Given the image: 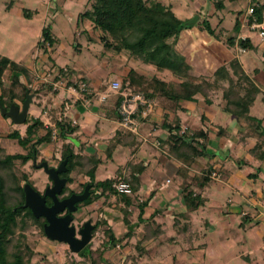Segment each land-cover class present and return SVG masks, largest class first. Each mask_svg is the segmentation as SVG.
Returning <instances> with one entry per match:
<instances>
[{
  "label": "crops",
  "instance_id": "0c3cea01",
  "mask_svg": "<svg viewBox=\"0 0 264 264\" xmlns=\"http://www.w3.org/2000/svg\"><path fill=\"white\" fill-rule=\"evenodd\" d=\"M73 1L85 6L82 13L89 9L88 0ZM49 2L51 5L54 3L53 0ZM218 2L223 4L222 8H218ZM252 2L253 0H212L208 8L203 5L197 6L196 12L187 19L175 13L182 20L189 22L195 16L199 19L196 24L189 25L190 28L170 40L175 51L189 65L188 79L193 82L206 80L213 83L214 74L219 69L228 67L233 60L239 62L259 91L246 117H239L227 111L222 88L210 90L205 96L197 94L191 100L173 102L161 95V90H155L153 80L158 78L166 83L177 81L174 74L169 71H157L156 67L140 61L134 63L131 60L126 66L118 57L125 53H117L113 49L106 51L104 47L98 55L99 62L91 66L80 60L76 61V66L60 64L62 53L55 47L59 38L55 37L53 31L56 42L52 48H48L41 57L38 56L36 59L34 57L25 64L16 62L28 70L29 77L19 75L18 83L14 87L17 94L14 104L21 106L24 103L22 102L24 88H30L32 91L35 89L28 117L39 119L43 123V127L38 131L40 137L52 130L51 142L38 148L40 154L49 147L55 150L56 139L54 141L53 137L56 138L57 135L59 137L62 132L58 122H66L74 131L67 133L66 139L59 137L61 142L58 146L62 152L64 145H70L76 155L85 158L84 161L92 157L99 160L94 174L95 182L122 180L120 182L130 184L137 180L139 184L138 191L132 193L130 197L121 196L125 194L118 193L114 186L119 195L104 196L90 206H85L89 209L94 223L106 221V224L97 230H102L105 235L104 245L102 244L104 249L102 264L210 263L206 257L212 260L221 255L222 251L220 252V249L209 251L206 242L197 245H192V242L203 240L207 236V231L204 230L203 233L198 227H207L209 224L207 216L210 217L212 211L218 215L220 213V224H223L226 231L233 232L235 239L242 237L246 242L245 237L246 239L248 237L250 242L253 241L251 239L261 241L264 262V157L260 159L258 155L262 150H257L259 145L264 144V135H261L262 132L264 134V42L246 23V12L252 7ZM261 3L264 4V0H261ZM20 6L24 8L22 3ZM168 6L174 11L172 4ZM82 13L78 15V20ZM69 16L73 18L72 14ZM204 20L209 21L214 35H209L202 28L200 23ZM233 20V28L226 27L227 23L231 24ZM84 22L89 23V26L84 30L78 28L77 35L80 38L85 37L82 42L75 40V48L78 51L86 48L90 50L89 48L96 43L99 33L92 30L93 25L89 21H82ZM246 39L250 42L246 43L247 47H242L240 42ZM98 40L101 42L100 37ZM229 40H232V43H229ZM120 66H124L123 71ZM132 70L144 78L141 88H146L149 95H154L153 98L145 95L153 104V108L147 118L141 117L139 135L124 131L119 124L117 109L121 103L118 104L120 95L112 94L105 103H101L97 95V92L105 90L104 87L109 82L128 81ZM230 75L233 77L232 71ZM3 82L5 84L4 87H0V96L6 100L12 81L4 77ZM81 82H85L90 91L81 94L71 93L69 87ZM45 83L58 87L53 90L49 87L47 90L43 88ZM220 85L227 87L229 83L224 81ZM141 88L135 85L124 90L136 93ZM55 105H61L62 109L56 118L58 120L53 122L49 112L56 109ZM0 116V133L5 130L6 134L17 131L22 136L25 135L28 126L16 125L10 118L3 116L1 106ZM6 120L13 123L10 125ZM177 125L181 132L188 130L192 135L200 132L205 135L199 142L206 147V155L198 157L191 166L178 161L169 153L167 139L171 132L170 127L175 128ZM20 126H25L24 132ZM43 128L50 131H43ZM114 142L118 144L110 157L107 152L111 151ZM156 142L160 143V147H156ZM20 148L24 151V148L21 146ZM40 157L41 155L38 158ZM61 159L57 166L60 165ZM37 161L38 159L29 162ZM85 165V170L88 171L91 164L88 162ZM139 166H143V169L137 173L140 170ZM43 171L42 178L48 181L49 177ZM207 171H211L210 175ZM30 173L34 179L42 175L36 170ZM25 174L28 175L27 172ZM73 174L75 172H72L70 177L74 180ZM83 176L85 179L81 181L82 186L91 184L93 187L94 184L89 183L90 177L86 173H83ZM207 176L209 179H204ZM67 184H73V181ZM34 186L39 191L37 184ZM187 192L202 198L204 204L197 209H191L185 200ZM127 199L132 202L128 208L129 214L125 216L122 210L126 209V204L123 201ZM222 202L227 204L225 210ZM187 214L189 218L184 219ZM236 215L237 217L241 215L239 227L236 225ZM253 229H256V234L253 233ZM107 230H111L117 239H123L130 230L132 236L107 247L111 238L106 235ZM171 230L176 233L171 234ZM242 233L246 235L243 236ZM147 236L153 238L146 239ZM229 240L231 239L222 238L220 242L222 244L226 242L225 245L229 246L231 245ZM93 241L90 243L91 250L96 251L99 248L92 246ZM60 244L67 246L64 243ZM181 244L185 245L180 249L176 248ZM234 255L236 258L247 260L250 264H258L257 260L252 261L251 258L254 251L245 248ZM78 257L80 261L86 262L85 259Z\"/></svg>",
  "mask_w": 264,
  "mask_h": 264
},
{
  "label": "trees",
  "instance_id": "16d2710c",
  "mask_svg": "<svg viewBox=\"0 0 264 264\" xmlns=\"http://www.w3.org/2000/svg\"><path fill=\"white\" fill-rule=\"evenodd\" d=\"M7 10H10L15 4L16 0H7ZM218 8H222V3H217ZM89 9L79 16L80 21H89L96 32H104L105 34L100 36V40L104 47L108 50L113 49L117 53H129V57L136 61H141L145 65H152L156 67L157 71H169L174 74L177 81L166 83L163 80L154 78L153 84L155 90H161V95H164L173 102H181L182 100H191L194 95L202 94L207 95L210 90L213 89H224V99L227 102L226 109L229 113L236 116L246 117L249 108L255 101L257 94L259 93L257 87L252 80L245 74L241 65L237 60H233L228 67L219 69L214 74V82L210 83L206 80L200 82H193L189 80L188 72L190 70L189 65L185 59L180 56L173 46L170 44V40L177 37L183 30L190 28L188 25L189 20H182L173 11L171 6L163 4L160 0H88ZM252 7L255 11V17L258 22L263 21L264 4L261 0H253ZM23 15L32 17L33 13L30 10H25ZM253 20L250 19V22ZM78 22V23H79ZM249 22V23H250ZM202 28L209 34L214 35L209 21L204 20ZM79 26V24H78ZM56 40L53 37L52 29L45 27L42 30V39L39 43L40 47L44 48L45 51L48 48H52ZM232 43V40L228 41ZM250 40L246 39L240 42L242 47H247L246 43ZM233 77L230 75L231 71ZM230 71V72H229ZM16 74V75H15ZM19 75L29 77L28 70L12 61L8 57L0 55V87H4L3 78L6 77L11 79L12 85H10L9 95L6 100L3 96H0V106L5 110H9L17 99V94L14 91V87L18 83ZM228 81L229 85L224 87L220 85L221 82ZM144 78L140 77L134 70L130 72L129 80L124 81L126 85L125 89L130 86L137 85L141 88ZM224 87V88H223ZM106 89V87L104 88ZM142 89V88H141ZM138 89L137 91L144 93L148 97L146 88ZM7 90V89H6ZM6 93V92H5ZM34 93L30 88H24L22 102L26 100L27 94ZM156 94V93H155ZM154 97V95H149ZM121 97H118V104L121 102ZM25 124L28 126L26 133L22 136L19 132L15 131L10 134L3 136L0 134V138L5 137L11 140H16L19 145L26 149V154H6L4 157L0 156V264H31V261H26L21 254L18 252L20 249L19 244H16L15 252L9 254L8 247L11 244V238L15 235V228L26 227L27 221L32 220L33 222L44 227L46 220L44 218H35L32 211L28 208H24L25 205V194L24 186L29 184V180L26 174L21 173L18 175H12V181L14 186L8 187L7 181L4 175L1 173L4 171L10 172L14 167L16 161H21L22 164H27L29 161H36L40 155L39 147L42 144L50 143L52 136L49 132L47 135L40 137L38 131L43 127V123L39 119L28 117ZM58 127L62 130L59 137L66 139L67 133H71L74 129L66 122H58ZM171 132L168 135L167 145L169 147V153L175 157L178 161L184 163L187 166H191L198 157L206 155V147L204 144H200L201 137L205 135L203 132L198 134H191L186 130L184 134L178 125L173 128L170 127ZM176 131V132H174ZM261 135H264L263 132ZM189 140H192L190 142ZM115 143L111 145V151L107 155L111 157L113 151L116 148ZM264 144L259 145L257 150H262L259 153V158L264 157ZM3 149L0 147V152ZM68 159L67 168L68 171L63 174V177L68 179V183H71L73 179L70 177L72 172L78 174L86 173L90 177V182L94 186L90 190V197L87 201L79 203L78 206H90L94 201L100 198L117 194L114 186L122 180H107L104 182H95V171L99 160L95 157L86 159L84 157L76 155L70 145L66 144L62 147V159L61 162ZM91 164V168L85 170V164ZM143 167V166H142ZM137 173L142 172V168ZM184 171V169H182ZM211 171H207L210 175ZM204 179H209L208 176ZM136 180V178H134ZM133 194L138 191V182L132 181L130 183ZM86 186H83L81 192ZM11 190V194L16 193L15 196H11L8 192ZM65 187L59 198H66L76 193L75 191H69ZM98 192V193H97ZM67 194V195H66ZM132 194V195H133ZM185 196L186 204L191 209H197L204 204V200L199 196H194L192 192H187ZM132 195H121L132 196ZM8 199H15L14 204L10 205ZM126 209L122 210L125 216L129 214L128 208L132 200H124ZM51 199H47V205H52ZM143 206V205H142ZM142 216V215H141ZM140 216L139 221H142ZM184 219L189 218V214L183 217ZM182 218V219H183ZM105 220H100L96 226L97 231L99 227L105 225ZM106 235L110 236V242L107 243V247L113 246L127 237L132 236V230L128 232L123 239H117L113 236L111 230L106 231ZM146 239L153 237L147 236ZM106 247V248H107ZM104 250V249H103ZM95 254L98 250H91V245H87L79 254L81 258L88 261V264H102V254ZM111 264V263H106Z\"/></svg>",
  "mask_w": 264,
  "mask_h": 264
},
{
  "label": "rangeland",
  "instance_id": "374dc122",
  "mask_svg": "<svg viewBox=\"0 0 264 264\" xmlns=\"http://www.w3.org/2000/svg\"><path fill=\"white\" fill-rule=\"evenodd\" d=\"M49 1L50 0H16V3L13 6V8L8 11L6 9L8 1L0 0V55L6 56L12 59L13 61L22 64H25L27 61L30 60L32 61L34 57L35 59L36 57L38 58V56L41 57V55L45 52L44 48L40 47L39 45L42 39V30L45 27H50L53 33L55 34V37L59 38V41L57 42L58 44L55 47L58 52L62 53L61 54L62 60L59 62L60 64H69L71 66L75 64L76 66V61L78 60L82 61V63H84L87 66H91L92 64H97L100 59V56L98 55L104 50V45L102 44V42L98 40V38L100 37L99 35L102 34L104 35L105 34L104 32L97 33L98 35V37L96 38L97 41L92 47L89 48L90 50L86 48V49H82L81 51H78L77 48H75L76 45L75 40L82 42L83 39L85 38V37L80 38V36L77 35L78 28L84 30L89 26V23L87 22L82 23V21H80L78 23L79 21L78 15L85 10V6H83L81 3L74 2L73 0H53L54 2L53 5H51ZM162 1L167 5L172 4L174 6L173 8L175 13L183 19H187V17H191L196 12L197 6L200 7L201 5H203L206 8H208V6L212 2V0H162ZM21 3L24 5V8H21L20 6ZM24 9L32 11L33 16L26 18L23 15ZM69 14H72L73 18H71ZM232 25L234 26V20L233 23L231 24L227 23L226 27L232 29L233 28ZM92 30L95 32L94 27ZM105 50L107 51L108 49ZM126 54L128 55L129 53L126 52L125 55L124 54L118 55V57L122 59L123 62L126 63L125 64L126 66L128 62H131V60H133L134 63H136L135 59L128 57L129 55L127 56ZM124 66H120L122 68L121 69L122 71L124 70ZM110 83L111 82H109V84ZM121 83H122V91H123L126 88V85L123 83V81H121ZM49 87H51V90H53L54 88L57 89L56 86L54 87L50 85V83L43 84L44 89H47ZM34 90L35 89H33V91ZM36 90L38 89L36 88ZM22 105L23 104H21V107ZM55 107L56 109H52L51 112H49L50 113L49 116L50 118L51 117L53 118L51 119V121L53 122L55 120H58L56 118H58V113L62 109L61 105H55ZM6 122H8L10 125L13 123L10 120L9 121L6 120ZM73 123L77 124L76 121H73ZM20 129L23 130L24 132L25 126H20ZM44 130L48 131L49 129L47 130L43 128V131ZM6 133L7 132H5L4 130L0 134L6 136ZM50 133H52V130L50 131ZM57 137L58 135L56 136V138L55 136L53 137L54 141L56 139L55 141L56 143H54V145L56 144L55 150H53V148L51 147H49L48 150H43V152H41L40 154L41 157L38 158L37 162L35 163L29 162L27 164H22L21 161H16L14 167L10 169L12 171L2 172L1 174L4 175L6 178L7 186L11 187L15 185L12 181L13 174L18 175L19 177L21 173L25 174L26 172L29 175V177L27 175L29 184H31L32 186L37 184V187L39 188L40 192H43L47 186H51L52 183L50 182V179L47 181L46 179L42 178L44 173H42L43 170H39V165L43 162H47V164H49V166L51 167H55L58 165V162L62 156V152H61V148L58 146L59 145L58 143H60L61 141L59 137L58 139ZM0 147L3 149V151L0 152V156L2 157H4V155L6 154H19V152H23L26 154L28 151V150L26 151V149H24L23 151L16 140H9L8 138L5 137L0 138ZM29 170L39 171V173L42 175L41 177H37L36 179H34L33 177H31L32 175ZM73 176H74L73 184H67V188H68L67 194L71 190L75 192H79L83 187L81 183V181L85 179L83 174L81 173L77 174L76 171L75 174H73ZM165 177L167 176L165 175ZM8 192L10 193L11 190L8 189ZM15 195L16 193L11 194V196H15ZM14 202L15 199H8V203L10 205L14 204ZM225 205L227 204L224 203L222 204L224 210L227 208ZM88 210L89 209L82 206L78 210L79 212L77 211L76 220L73 223L77 230H79V228H81V226L84 223H86L91 219L92 216H90ZM93 217H95V215H93ZM207 217L209 218V221L207 222L209 224H207V227L205 226L203 228L198 227L200 231L203 230V233L204 230L207 231L208 234L204 238L205 240L204 239H203L204 241L201 239L193 240L192 245L193 244L197 245L206 242L209 245L210 248L209 251L210 250L217 251L216 249L218 250L220 249V252L222 251V253L221 255H219L218 257L212 260H210L209 257L207 256L206 258L210 263L206 262V264H250V262H247V260L236 258L234 255L242 252V250L245 248L247 250L254 251V255L251 256L252 261L257 260L258 264H264L263 254L261 251L262 249L261 241L258 242L257 240L254 241V239H251L253 241L250 242L248 240L249 239L248 237L247 239L245 237L246 242H244L242 237H239L240 239L239 238L235 239V237H233L234 233L226 231L223 224H220V219H221L220 213L218 215L217 212L212 211V215L210 217L209 216ZM241 221H242L241 215H239L238 217L236 215L237 227H239V223ZM19 225H20L19 228L18 227L15 228V235L11 238L12 242L8 247L9 254H12L13 252L16 251V249L18 248V246L16 247V244L20 242L21 244H19L20 249L18 250V252L26 261L30 260L31 264H80V263L88 264V261L86 262L80 261L78 255L71 254L67 246L49 240L45 235L44 227H41L39 224L33 222L32 220L27 221L26 227L20 228L22 225L21 222ZM213 228H216V230H213ZM255 230L256 229H253V233L256 234ZM174 233L176 232L174 230L173 231L171 230V234L174 235ZM242 235L245 236L246 234L242 233ZM104 236L105 235L102 230L101 231L99 230L97 231V233H95V238L93 239L94 241L92 246H94V248L96 249L99 248L98 252L94 255L96 260L98 258L97 255L101 253L103 250L102 244L104 243ZM222 238H226V239L230 238L231 240L229 241L231 242V245L229 246L225 245L226 242L222 244L220 242ZM162 239L164 240V238ZM184 245L181 244L176 248L180 249ZM204 253L205 252H203V254ZM233 257H235V259ZM168 264H173V263H168Z\"/></svg>",
  "mask_w": 264,
  "mask_h": 264
},
{
  "label": "water",
  "instance_id": "95a60500",
  "mask_svg": "<svg viewBox=\"0 0 264 264\" xmlns=\"http://www.w3.org/2000/svg\"><path fill=\"white\" fill-rule=\"evenodd\" d=\"M199 17L195 16L188 25H194ZM33 94H27L22 107L13 104L9 110L1 107L3 116L10 118L16 125H24L29 115L31 104L33 103ZM68 159L60 163L57 168L50 167L46 162L39 165L52 181L53 186L47 187L44 194L37 191L31 184H25V205L32 211L35 218H44V232L46 237L55 242L68 245L71 254H79L93 240V230L95 228L92 220L85 223L83 229L79 231L77 237L76 227L72 225L74 221L73 214L78 211L77 204L85 202L90 197L92 185L88 184L82 194H72L69 198L60 200L64 188L67 186V178H61V175L68 171ZM47 199H51L52 206L47 205ZM68 211L65 216L60 214Z\"/></svg>",
  "mask_w": 264,
  "mask_h": 264
},
{
  "label": "built area",
  "instance_id": "2783aa9c",
  "mask_svg": "<svg viewBox=\"0 0 264 264\" xmlns=\"http://www.w3.org/2000/svg\"><path fill=\"white\" fill-rule=\"evenodd\" d=\"M246 13L247 25L252 31L256 32L260 37V40L264 42V16L263 21L258 22L255 17V11L253 7H250ZM250 19L253 21L250 22ZM69 88L73 94H81L90 91L85 82L76 83ZM112 94H118L122 97V101L117 109L119 117L118 121L121 128L126 132L139 135L141 117L144 119L150 115L153 104L142 92L129 93L125 90L122 91V83L119 80H114L108 84L106 90L97 92L98 99L101 103L107 102ZM181 134L183 135L184 131L181 132ZM155 145L156 147H160L159 142H156ZM115 187L120 194L132 195L133 193V189L130 184L120 182L115 185Z\"/></svg>",
  "mask_w": 264,
  "mask_h": 264
},
{
  "label": "flooded vegetation",
  "instance_id": "af4514ba",
  "mask_svg": "<svg viewBox=\"0 0 264 264\" xmlns=\"http://www.w3.org/2000/svg\"><path fill=\"white\" fill-rule=\"evenodd\" d=\"M51 167V166H50ZM58 167V166H57ZM57 167H54V168H57ZM61 178H66V177H63V174L61 175ZM50 182L52 183V181L50 180ZM53 186V183H52V185H51V187ZM47 187H50V186H47ZM46 187V188H47ZM46 188H45V190L42 192V194H44L45 193V191H46ZM65 189V188H64ZM64 191V190H63ZM84 192V190L81 192H79V193H74V194H82ZM70 197V196H69ZM69 197H66V198H69ZM66 198H59L60 200H63V199H66ZM49 206V205H48ZM50 206H52V205H50ZM77 206H78V204H77ZM78 208H79V206H78ZM80 209V208H79ZM78 209V210H79ZM79 212V211H78ZM77 213V212H76ZM76 213L75 214H73V216H74V221H73V223L75 222V220H76ZM68 214V211H66V212H64V213H62V214H60L59 216H65V215H67ZM91 219H93L92 217H91ZM90 219V220H91ZM93 222V221H92ZM72 223V225L74 226V224ZM93 224H94V226H96V223H94L93 222ZM84 225H85V223L81 226V228H79V230H77V237H79V231L81 230V229H83V227H84ZM94 230H95V228H94ZM93 230V237H95V233L97 232V231H94ZM65 244V243H64ZM67 245V244H66ZM68 246V245H67ZM69 251H70V249H69Z\"/></svg>",
  "mask_w": 264,
  "mask_h": 264
}]
</instances>
